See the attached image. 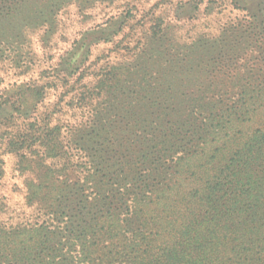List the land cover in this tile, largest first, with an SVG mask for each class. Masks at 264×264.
Segmentation results:
<instances>
[{
	"label": "trees",
	"instance_id": "obj_1",
	"mask_svg": "<svg viewBox=\"0 0 264 264\" xmlns=\"http://www.w3.org/2000/svg\"><path fill=\"white\" fill-rule=\"evenodd\" d=\"M28 6L39 2L0 0V60ZM260 11L177 46L158 16L142 42L154 59L143 48L134 64L103 68L72 103L90 106L85 119L51 123L49 112L7 132L38 219L0 224V264H264ZM20 88L7 91L4 116L27 104L21 92L33 106L44 94Z\"/></svg>",
	"mask_w": 264,
	"mask_h": 264
},
{
	"label": "rangeland",
	"instance_id": "obj_2",
	"mask_svg": "<svg viewBox=\"0 0 264 264\" xmlns=\"http://www.w3.org/2000/svg\"><path fill=\"white\" fill-rule=\"evenodd\" d=\"M37 2L36 13V9L33 12L30 9L33 5L28 6L27 17L23 16L12 31L4 33L5 39L13 43L0 60V163L3 172L0 224L6 225L32 223L38 219L36 208L25 202L24 181L28 172L16 169L19 157L7 146V132L14 134L24 129L32 116L41 120L49 112H53L51 123L72 124L85 119L91 108H76L72 103L77 94L89 92L103 68L110 64L135 63L137 56L145 51L143 48L149 49L148 57L153 58L150 51L155 53L157 47L142 42L158 16L169 28L168 42L176 46L192 44L201 35L217 36L225 23L246 11L261 10L264 17V0H240L247 10L233 8L228 0H202L197 8L188 0ZM110 31H118L111 41ZM68 62L73 70L78 66L76 72L69 73L65 69ZM33 83L44 85V94L36 105L31 104L34 98L28 96L29 92H21L27 97V104L24 103L20 111H13L11 117L4 116L2 108L10 104L3 103V99L7 93H14V90L7 91L13 86L22 90L23 86ZM12 98L6 99L11 101Z\"/></svg>",
	"mask_w": 264,
	"mask_h": 264
}]
</instances>
